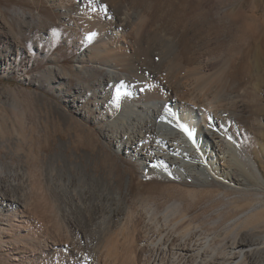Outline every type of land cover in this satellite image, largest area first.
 <instances>
[{
  "label": "bare ground",
  "instance_id": "obj_1",
  "mask_svg": "<svg viewBox=\"0 0 264 264\" xmlns=\"http://www.w3.org/2000/svg\"><path fill=\"white\" fill-rule=\"evenodd\" d=\"M87 1L78 0L77 15L94 21V46L83 49L78 62L91 58L93 66L86 72L101 79L95 91L80 90L72 104L81 102L86 118L97 115L94 123L112 152L107 153L109 172L107 178L97 177L84 163L68 161L75 172L66 174V182L59 181L62 185L54 193L43 164L29 171L1 160V169L6 165L13 170L9 174L0 170V264H264V97L234 81L237 64L253 52L262 53L264 31H253L227 57L198 63L185 57L188 45L181 49L173 42L171 59L150 65L131 54L143 49L141 40L128 39L135 16L124 14V8L122 13L119 3L114 12L90 18ZM253 2L255 11L264 4ZM142 28L140 32H146ZM150 66L158 75L143 72ZM14 68L20 75L26 71L19 58L0 56L2 72L12 73ZM58 71L67 74L62 68ZM36 126L30 122L24 129L33 136ZM90 151L83 157L87 161ZM120 154L148 176L216 184L219 189H185L180 200L162 205L155 197L131 205L120 192L123 172L115 160ZM131 177L126 197H138L150 188ZM80 182L100 188L101 194L93 195L95 199L92 194L80 195L76 189ZM36 185H48L46 190L55 194V222L40 211L44 205L40 209L34 197ZM221 189L226 197L240 193L242 198L220 199L201 215H191ZM99 244L106 252L98 256L93 252Z\"/></svg>",
  "mask_w": 264,
  "mask_h": 264
},
{
  "label": "rangeland",
  "instance_id": "obj_2",
  "mask_svg": "<svg viewBox=\"0 0 264 264\" xmlns=\"http://www.w3.org/2000/svg\"><path fill=\"white\" fill-rule=\"evenodd\" d=\"M253 1L88 0L85 6L90 18H97L102 17L106 10L113 11L121 3L122 13L125 9L124 14L135 16L132 17L134 21L128 39L143 42L142 45L140 43L143 46L140 54L131 53L132 49L130 53L154 65L171 59L175 43H178L181 49L184 44L188 45L185 57L197 63L229 56L244 45L253 31H264V4L255 11ZM77 2L78 0H0V56L10 54L13 58H19L20 66L26 67V71L21 75L16 68L7 74L0 70V161L4 164L9 162L7 165L10 166H23L29 171L36 165L43 164L45 176H49L46 177L49 182L47 186L50 187V192L54 193L64 182L63 178L69 177L66 174L72 169L67 164L68 161L84 163L89 172L94 171L97 177L107 178L108 160L111 159L107 153L112 155L104 143L99 126L92 118L97 115L86 118L83 114V104L79 101L76 107L72 104L80 90L85 94L95 91L101 79L99 75L92 76L86 72L93 66L91 58L86 59L84 64L78 62L81 51L94 46V21L77 15L80 13ZM142 27L147 33L142 30L144 34H141ZM134 29L139 33L134 34ZM13 40L18 47L12 45ZM16 50L20 52L19 56ZM261 51L262 55L253 52L251 58L237 64L234 81L242 82L248 91H259L264 97V49ZM96 54L98 58L100 54ZM95 56L93 58H96ZM59 68L64 69L67 74L60 73ZM152 69L150 66L143 72L153 77L156 69ZM158 73L157 71L156 74ZM27 114L33 117L27 118ZM30 122H37L33 136L30 131L24 129ZM246 146L248 147V143ZM85 151L91 152L89 161L83 158ZM115 160L123 172V187L120 192L125 195L124 201L131 205L145 199L152 201L155 197L162 205L176 198L180 200L185 189H219L216 184L209 186L189 181L167 182L155 176H148L134 161L127 160L122 154L117 155ZM5 166L3 169L9 174L13 168ZM3 169L0 168L1 171ZM252 169L256 173L259 172ZM72 171L75 172V169ZM131 176H136V182L141 181L150 188L138 197H126L127 186L133 181ZM53 180L61 183L56 185ZM78 185L75 188L82 196L92 194L97 198L101 194L100 188H88L86 183L81 182ZM45 186H37L34 197L36 196L40 209L45 206L40 210L45 218L55 222L58 217V200ZM111 187L114 188V185L111 184ZM220 191L212 200L198 204L191 215H201L206 207L220 199L228 201L242 198L240 193L226 197L224 190ZM86 248L88 249L87 246ZM96 248L98 249L92 252L98 256L106 252L103 244Z\"/></svg>",
  "mask_w": 264,
  "mask_h": 264
},
{
  "label": "snow or ice",
  "instance_id": "obj_3",
  "mask_svg": "<svg viewBox=\"0 0 264 264\" xmlns=\"http://www.w3.org/2000/svg\"><path fill=\"white\" fill-rule=\"evenodd\" d=\"M123 82L120 83V87H123ZM119 96H120V91H119V88L117 89V99H119ZM183 127V126H181Z\"/></svg>",
  "mask_w": 264,
  "mask_h": 264
}]
</instances>
